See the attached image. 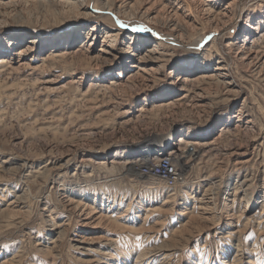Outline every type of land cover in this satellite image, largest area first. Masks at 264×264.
Listing matches in <instances>:
<instances>
[{
  "label": "rangeland",
  "instance_id": "obj_1",
  "mask_svg": "<svg viewBox=\"0 0 264 264\" xmlns=\"http://www.w3.org/2000/svg\"><path fill=\"white\" fill-rule=\"evenodd\" d=\"M175 1L87 0L111 10L82 17L0 0V264H264V0ZM106 31L115 52L99 62ZM153 47L165 65L125 54ZM198 134L177 183L141 174Z\"/></svg>",
  "mask_w": 264,
  "mask_h": 264
},
{
  "label": "bare ground",
  "instance_id": "obj_2",
  "mask_svg": "<svg viewBox=\"0 0 264 264\" xmlns=\"http://www.w3.org/2000/svg\"><path fill=\"white\" fill-rule=\"evenodd\" d=\"M61 2H63V3H65V4H79L80 5V8H79V11H78V13H79V15H81L82 17H91L92 15H93V13L91 12L92 10L93 11H95L96 9H103V10H111L110 9V7L106 4V3H104V5H102V6H98L97 4H96V7L95 8H92V9H90L89 7H88V4L86 3L87 2V0H60ZM80 1V2H79ZM175 1V0H174ZM235 1V0H234ZM233 1V2H234ZM56 2V1H55ZM184 2H186V0H184ZM175 3L176 4H179V8H182L183 6H182V4L180 3V1L179 0H176L175 1ZM183 3V2H182ZM190 7V6H189ZM190 9V8H189ZM190 11H191V9H190ZM192 12H189V15L191 14ZM148 16H150V15H148ZM137 16H136V14H133V15H131L129 18H128V20L129 21H132V20H134V19H137L136 18ZM97 26V24L95 23V24H92L91 25V29L92 30H94L95 31V27ZM173 30H175L176 32H178V31H181L182 30V28L180 27V26H178V25H176V26H173V28H172ZM91 30V31H92ZM108 32L109 31H106L105 32V34H104V39H106L107 37H110L111 36V38L110 39H108V40H104L105 42V44L104 45H102L103 47H101L99 50L100 51H102V53H100L99 55H95L94 57H93V59L94 58H96V57H99V58H97V60L99 61V62H105V61H109V59H110V57L113 55V53L115 52L114 51V49H115V46H116V43H115V41H116V36H117V33H115V34H113V36L112 35H110V34H108ZM216 33H219V32H217L216 31ZM88 38L89 37H91V36H93V39L91 40V41H93V40H95L96 39V34H94V33H92V35H91V33L89 32V33H87V34H85ZM262 37H264V34H262L261 35ZM175 37L176 38H178V36L177 35H175ZM106 41H107V43H106ZM13 44V43H12ZM91 44H93V42H91V43H89V45L91 46ZM204 44V43H203ZM201 45V44H200ZM157 46V45H156ZM202 46V45H201ZM131 47H129L128 46V49H130ZM29 51H31V49H29ZM121 51V50H120ZM124 51V50H123ZM26 52H28V48L26 49H24V48H22L19 52H17L16 54L19 56V57H22V55H24ZM252 52V51H251ZM125 54H127L129 57H130V59H131V61H132V64H133V66L134 67H138V66H136V64H135V62H144V65H147V64H149V63H155V64H157V65H160V66H162V65H165L168 61H169V59H168V56H169V53H167V52H165V51H163L162 49H158V47H153V48H149V49H147V50H145V52L143 53V52H140L139 54H137V53H130V52H126ZM126 57V56H125ZM10 63H11V59L10 58H8V59H6L5 57H3V58H1L0 59V64H6V65H9L10 66ZM200 64L203 66V65H207V64H205L204 63V61H202V62H200ZM220 64H222V63H220ZM219 64V66L217 67L218 69H219V71L216 73V76L215 77H217L218 76V79L220 78V77H227V74H226V72L224 71L227 67H225V65H220ZM154 65V64H153ZM204 66V68H209V67H205ZM4 67V66H3ZM139 68V67H138ZM153 69H155V68H153V67H151L150 68V70H153ZM188 69V68H187ZM190 71V69H188L186 72L188 73ZM133 75L131 74V75H129V77H132ZM209 76H204V78H208ZM183 79H184V76H182V77H180V76H178V78L176 79V84L178 83H181V81H183ZM234 83V82H233ZM231 81H228V82H224V84H225V91L227 92V93H232V92H234L235 90H233V88H234V84H233ZM227 84V85H226ZM188 92V91H187ZM189 92H191V90H189ZM236 93V92H235ZM189 94H186L185 93V95L183 96V98H186L187 96H188ZM142 109V108H141ZM200 134H198V135H196V136H193V137H191L190 136V138H188V139H190V140H192V141H188L187 140V138H185V137H182V136H180L179 138H178V140H177V145L179 146V144L180 143H186L185 144V148L184 149H181V147H175V148H173V149H171L169 152H168V155L167 156H163L162 158L161 157H157V156H154L153 155V157H151L152 159H150V157L149 156H144L143 158H142V160H145L147 163H150V162H154V163H158V162H160V161H162L163 159H167V158H169L170 160H171V162H172V166L174 167V169L176 170V171H179V170H181V171H185L186 169H187V167H188V163L190 162V158H192V156H194L195 155V153H196V151H195V143H197L198 141H196V140H198V138H197V136H199ZM159 138V137H158ZM157 137H155L154 139H150V140H148V142L146 141V142H142L141 143V146L139 147L140 149V152L141 153H143V152H147V151H151L152 149L153 150H156V149H158V147L160 148V146H162V145H165V144H170L171 143V137L169 138L168 136H166V137H163L161 140L159 139V140H156V139H158ZM152 140H156L155 142V147L153 146V147H151L154 143L152 142ZM153 143V144H152ZM152 144V145H151ZM203 144H205V143H203ZM203 144H201V145H203ZM151 145V146H150ZM184 146V145H183ZM185 149H186V151H185ZM204 149V148H203ZM202 149V150H203ZM201 150V151H202ZM180 151H182L183 153H185L186 152V155H184V157L185 156H188L189 157V160L187 161H185V162H183V160H179V156L182 154V152H180ZM147 155V154H146ZM183 155V154H182ZM199 155V154H198ZM246 162V161H245ZM129 164H130V162H128ZM142 163H143V161H142ZM178 163V164H177ZM244 163V162H243ZM248 163V162H247ZM28 164V162L27 161H25V162H23L22 164H21V166H24V165H27ZM139 165H141V164H139ZM138 165V166H139ZM182 167V168H181ZM130 168V167H129ZM133 167L131 166V169H132ZM141 168V167H140ZM130 169V170H131ZM183 169V170H182ZM140 172V171H139ZM142 174V173H141ZM246 178V177H245ZM0 180H3V179H1L0 178ZM245 180V179H244ZM246 183V182H245ZM241 184H243L242 182H241ZM64 186V185H63ZM28 187H29V189L28 190H30L31 191V185H28ZM22 189V188H21ZM27 189H25V191H24V193H26V191H28ZM82 195H84V194H82ZM247 195V194H246ZM27 196V193L25 194V196L23 195V197H21V196H19V197H17L16 198V200H20V201H15L14 202V204H16V205H20V204H22L23 202H22V200L21 199H23V198H25ZM80 196V195H79ZM173 196V195H172ZM81 197V196H80ZM28 198V197H27ZM27 198H25L26 200H28ZM25 199H23V200H25ZM33 200H34V198H33ZM203 200V199H202ZM32 201V200H31ZM20 203V204H19ZM203 204H204V202H202ZM201 203V204H202ZM69 204H74V207L75 208H77V209H79V214L80 215H87V217L86 218H88V217H91V216H94V215H97L98 214V217H99V220H101L102 218H103V215L102 214H99V212H97V211H93V210H91V211H89V212H87L88 211V209H87V207H86V205H82V204H80V203H74L73 201H69ZM206 204H207V202H206ZM249 206L250 207H255L256 205H257V202L256 201H254V199L253 198H251V199H249ZM15 205V206H16ZM46 207V206H45ZM63 207H66V205H64ZM13 208V207H12ZM20 209H21V211L22 210H24L25 209V206H20L19 207ZM16 209V208H15ZM30 209V208H29ZM48 209V208H47ZM200 209H203L202 208V206L200 207ZM45 210V209H44ZM31 210H26V211H24V212H26V213H31L30 212ZM47 211V210H46ZM53 211H55L54 209H52L51 210V212H53ZM206 211V210H205ZM50 216V215H49ZM25 217V216H24ZM59 223V222H58ZM57 222H54V227L56 228V229H59L60 227H63L62 225H61V223L60 224H58ZM85 225H87V224H85ZM21 227V226H20ZM240 231V230H239ZM238 231V232H239ZM60 233H62V232H59V234ZM231 233V232H230ZM234 233V232H233ZM241 234V233H240ZM83 239V238H82ZM78 241V240H77ZM81 241V240H80ZM79 244V243H78ZM54 247H56V245L54 246ZM75 247H76V249L77 248H80L79 247V245H77V244H75ZM17 254V253H16ZM15 256V255H14ZM156 256V255H155ZM167 256V255H166ZM151 257V256H150ZM15 258V257H14ZM149 258V257H148ZM15 259H17V258H15ZM144 259V258H143ZM11 260H13L12 259V257H11ZM10 261V260H9ZM16 261V260H15ZM55 261V260H54ZM5 264H8V263H6L5 262Z\"/></svg>",
  "mask_w": 264,
  "mask_h": 264
},
{
  "label": "built area",
  "instance_id": "obj_3",
  "mask_svg": "<svg viewBox=\"0 0 264 264\" xmlns=\"http://www.w3.org/2000/svg\"><path fill=\"white\" fill-rule=\"evenodd\" d=\"M172 165L171 160L167 158L158 163L150 162L145 164V166L142 167L143 169L141 172L146 176L159 177L166 181L168 185H173L179 181L180 175Z\"/></svg>",
  "mask_w": 264,
  "mask_h": 264
}]
</instances>
